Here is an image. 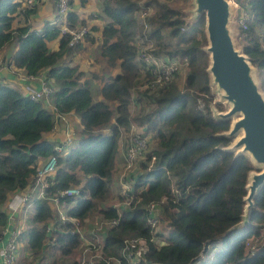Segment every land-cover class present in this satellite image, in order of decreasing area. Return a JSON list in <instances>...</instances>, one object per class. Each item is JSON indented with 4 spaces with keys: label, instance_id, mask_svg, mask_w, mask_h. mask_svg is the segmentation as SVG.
Listing matches in <instances>:
<instances>
[{
    "label": "trees",
    "instance_id": "1",
    "mask_svg": "<svg viewBox=\"0 0 264 264\" xmlns=\"http://www.w3.org/2000/svg\"><path fill=\"white\" fill-rule=\"evenodd\" d=\"M87 1L79 0L81 5ZM100 2L96 17L105 21L100 31L96 25L89 28L88 22L95 19L92 15L81 20L70 12L66 24L70 29L77 25L89 28L82 41L94 42L90 34L99 31L101 56L109 69L118 70L102 82L100 100L95 102L90 83L80 82L82 71L61 63L78 52L81 41L70 47V35H61L60 28L48 23L40 32L31 30L28 21L36 14V7L26 9L23 0H0V52L4 50V60L30 77L43 76L55 89L50 98L53 109L49 110L44 102L25 97L18 87L0 84V230L8 222L6 205L15 194L32 189L39 162L43 165L56 155L55 143L45 138L54 128V114L74 113L83 127L75 147L71 146L64 157L56 155V170L46 179L43 199L35 200L25 215L24 209L19 211L17 222L24 224L18 239L22 256L14 264H81L69 261L82 241L72 232L75 225L55 219L47 198L76 186L80 188L78 197L60 198L61 206L68 207L64 215L82 221L96 211L98 202L108 196L120 130H130L131 123L143 129L142 135H152L155 148L143 165L145 173L135 178L129 193L134 199L128 210L119 214L114 207L97 209L104 219L117 224L109 229L100 249L102 258L94 257L95 264H117L118 259L119 264H129L126 253H121L129 238H138L148 246L136 264H264V187L254 199L248 225L226 234L240 221L252 168L245 157L222 150L229 140L215 137L226 131L229 123L215 121L209 109L212 95L205 73L207 56L201 51L204 18L186 25L182 13L166 3H144L141 9L154 10L148 19L151 31L146 35V43L154 44L152 53L166 62L187 58L190 73L184 91L172 78L154 92L144 90L132 101L131 90L143 80V72L150 77L146 66L135 63L142 28L135 17L139 6L135 0ZM232 2L247 17L246 29H239L240 39L245 55L258 70L264 92V38L261 41L257 34L264 30V0ZM17 19H22L21 26H15ZM56 39L58 50H49L47 44ZM109 102L116 103L115 112ZM132 103L150 109L140 106L136 116L130 117ZM112 119L109 135L95 134ZM151 204L152 214L148 212ZM152 217L154 226L149 224ZM50 221L53 225L48 232ZM41 224L43 228L38 226ZM157 240L160 245H156Z\"/></svg>",
    "mask_w": 264,
    "mask_h": 264
},
{
    "label": "water",
    "instance_id": "2",
    "mask_svg": "<svg viewBox=\"0 0 264 264\" xmlns=\"http://www.w3.org/2000/svg\"><path fill=\"white\" fill-rule=\"evenodd\" d=\"M190 18L186 25H193L204 18L207 55L208 87L217 103L226 109L218 111L209 104L215 121L228 122L226 131L215 137L230 141L222 150L234 157H245L252 170L247 175L240 221L226 234L246 227L254 209V199L264 187V92L258 70L253 66L244 48L236 46L239 33L235 20L238 7L231 0H189Z\"/></svg>",
    "mask_w": 264,
    "mask_h": 264
},
{
    "label": "built area",
    "instance_id": "3",
    "mask_svg": "<svg viewBox=\"0 0 264 264\" xmlns=\"http://www.w3.org/2000/svg\"><path fill=\"white\" fill-rule=\"evenodd\" d=\"M76 0H54V6L56 11V21L53 25H56L61 30V35L68 34L70 35V42L69 46L74 47L80 41H82L86 35L89 33V29L86 26L77 25L74 29H70L67 27V16L71 12V3ZM39 0H23V7L26 9H32L36 7ZM143 11L140 12L138 17V22L142 26L143 31L146 34H149L151 30V26L148 24L149 18V8H143ZM239 12V10H238ZM244 16H239L238 20L239 24L241 25L242 29L245 30V22L247 21L246 15L243 13ZM150 28V29H149ZM40 32V31H35ZM135 63L139 66H146L148 74L150 76V90L156 91L157 89L163 87L164 85L168 84L171 79L173 78L174 74L177 72V62H166L161 60L158 57H154L149 53H146L144 50H139L136 55ZM12 77V78H10ZM37 78L39 79V87L35 89L32 85L27 86L26 83L29 81H33ZM7 80H13L16 85L20 86V90L25 97H28L30 100L35 102H48V107H51L50 98L54 94L55 89L51 82H48L44 79L43 76L40 77H30L25 74L23 70L16 69L12 65H9L0 54V84H3ZM51 109H53L51 107ZM74 114V113H71ZM58 115L54 114V128L52 131L57 129L59 126L61 128V123L66 124L65 122L68 120V116L71 115ZM65 134L67 138H64L62 142H56L53 150L58 157H64L70 147H75L77 144V140L69 137L72 135L68 127H65ZM70 133V134H69ZM110 133V132H109ZM151 144V147L149 145ZM154 140L152 137L144 136L142 134L137 135L134 138V142L126 148V157L125 160L127 163H132L137 157H140L146 147L150 148V153L145 157L148 158L152 154ZM155 144V143H154ZM52 155L43 165H39L36 168V177L34 180V184L32 189L24 190L22 193L15 194L11 201L7 206V210L9 212L8 215V222L4 229L0 230V264H14V262L19 257V248L20 244L18 239L23 231L24 224H18L17 222V215L20 210H23V214L25 215L26 211H28L35 200L43 199L44 197V190L47 188L46 179L53 176L56 170L57 164V156ZM154 163V157L151 158V162L149 164L152 167ZM146 164V163H145ZM80 194V190L69 188L64 191H61L55 197L47 198L48 202L52 205L54 209V218L61 222V224H65L69 222L71 219L67 218L60 212L61 203L60 198H71V197H78ZM132 197V195H128ZM132 199L129 203L131 205ZM129 208V207H128ZM154 211V205L151 204L148 207V212L152 214ZM56 212V213H55ZM119 212V211H118ZM54 221V220H53ZM53 221L51 225L48 226L47 231L49 232L51 226L53 225ZM111 225L110 228L116 226V221H108ZM149 224L154 226L155 220L153 217L149 220ZM80 236V239L84 243L85 247L87 248L83 253V260L80 262L81 264H95L92 261V257L98 256V254L91 255V258L86 259V256H90V253H95L97 251V247L92 242H87L85 238L81 235L80 231L77 233ZM93 237L97 238L95 234H91ZM148 251V246L146 242L138 239V238H129L124 241V249L121 252L122 255L126 253L125 258L128 260L129 264H136V260H139L143 257L145 253ZM102 258V256H99ZM113 259V258H112ZM115 260V259H113ZM116 261V260H115ZM117 264L120 263L118 259Z\"/></svg>",
    "mask_w": 264,
    "mask_h": 264
},
{
    "label": "rangeland",
    "instance_id": "4",
    "mask_svg": "<svg viewBox=\"0 0 264 264\" xmlns=\"http://www.w3.org/2000/svg\"><path fill=\"white\" fill-rule=\"evenodd\" d=\"M161 3H166L171 9L180 11L183 15V20H187L190 18V13H189V5L190 2L189 0H157ZM232 1V0H231ZM137 5L139 6V11L136 12L135 17L138 19L140 12L143 11L141 8L144 7V3L147 2V0H135ZM39 3V2H38ZM38 5V4H37ZM36 5V6H37ZM149 17H151L154 14V10L150 9L149 11ZM244 16L242 11H239V16ZM149 19V18H148ZM235 27L236 30L238 31L239 35L236 38V46L238 48L243 47V42L240 39V28L242 29L241 25L239 24L238 18L235 20ZM89 29V28H88ZM150 29V28H149ZM204 29V27H203ZM151 31V30H150ZM149 31V32H150ZM204 34V32H203ZM260 36V40L262 41L264 38V30H259L257 33ZM141 35H144V38H140ZM146 32L143 31L141 27H139V49L144 50L146 53L151 54L152 56L156 57L152 51L154 50V44L153 42L151 43H146L147 36ZM90 37L94 42L91 41H81L80 44V49H78V52H74L71 55L72 61L70 62L71 64L69 66L72 67H77L80 71L83 73V77L81 78L80 82H89L91 83V88L93 90L92 92V97L93 101L99 96V89L102 85V82L106 80L109 76L115 75L113 74L115 70L117 69H109L106 65V59H104L101 56V51H100V43L98 41L97 35H92L90 34ZM205 39V36H204ZM96 40V41H95ZM201 41V40H200ZM206 46V41L205 44L201 47ZM11 47L6 49L5 51L9 50ZM80 52V53H79ZM78 53V54H77ZM205 54V53H204ZM206 55V54H205ZM76 56V57H75ZM207 56V55H206ZM75 57V58H73ZM67 56L63 59L65 63L62 62V65H67L66 62ZM159 58V57H158ZM79 59H88V64L84 67H82L79 63ZM208 61V58H207ZM177 62V72L174 74L173 79L176 81L177 86L181 91H184V88L186 86V78L188 77L190 73V68H189V60L187 58H181V59H176ZM84 64V63H83ZM82 68V69H81ZM207 68V67H206ZM118 72V70H117ZM260 79V77H259ZM150 77L148 79L146 72H143V80H139V82L132 88L131 90V99L132 101L136 99V97H139V93L143 92L144 90H149L151 91L150 88ZM172 81V80H171ZM19 88V86L17 85ZM263 90V89H262ZM154 92V91H151ZM212 95V94H211ZM100 98V96L98 97ZM217 96L212 95V101L210 102V105L213 106L216 110L218 111H224L226 107L222 103H217ZM100 100V99H99ZM98 100V101H99ZM111 110L115 112L116 108V103L114 102H109L108 103ZM145 106L146 111L150 109V106H146L145 104H142L140 106L143 107ZM202 105V103H201ZM137 106L135 103L131 104L130 107V117L136 116V114L141 110V107ZM218 106V107H217ZM140 107V108H139ZM116 117V115H115ZM55 121V119H54ZM66 124L61 123V128L60 126L52 131L49 135H47L46 140L50 143H56V142H62L64 138H67V135L65 134V127H68L70 132H72V135L69 137L75 140L79 139L81 137V132L83 131V127L81 126L80 119L77 115L72 114L68 116V120L65 122ZM114 123V119L111 120V122L99 130L95 131V134H102L105 135V133L110 130V126ZM143 129L137 127L136 125L132 124L130 125V130L124 131L123 129L120 130L119 134V139L117 143V151L114 157V163L112 166L111 170V177L110 181L108 184V196L103 202H98L97 204V209L102 210V209H107L108 207H114L117 208L119 211V214L123 213V210L127 211L129 207V203L132 199L133 201V196L129 197V193H131L134 188V183H135V178L138 176H142L145 172L143 171V165L146 163L145 157L150 153V148L147 146L146 150L144 153L140 156L137 157L132 163H127L125 160L126 157V148L131 144V142H134V138L142 134ZM70 134V133H69ZM148 137H152V135H148ZM153 138V137H152ZM150 147L151 144L149 143ZM153 148H155V144L152 143ZM151 165V164H150ZM82 178V176H81ZM74 189H80L78 187H72ZM9 204V203H8ZM6 205V209L7 206ZM72 205H75L74 203ZM68 207L66 206H61L60 212L63 214L64 209L66 210ZM96 209V211H97ZM96 211L90 212L86 219L82 221H75V220H70L67 223H73L75 225L74 230L72 232L78 233L80 231L81 235L85 238L87 242H92L94 245L98 248L95 253H90V256H86V259L91 258V255L98 254V256H95L96 258H100L99 256L101 255L100 249L102 250L103 244L105 237L111 227L109 222L104 219L103 216H101L99 213ZM54 213V212H53ZM39 227H44L42 224L38 225ZM263 231V230H262ZM91 234H95L97 238L93 237ZM78 235V234H77ZM261 243H264V231L262 232V237H261ZM160 240L156 241V245H160ZM255 242L252 243L254 245ZM21 247L20 245V254H19V259H21L22 253H21ZM87 248L85 247L84 243L81 241V245L75 250L73 255L70 257V260H76L78 262H81L83 260V253ZM24 256V254H23ZM27 256V255H26ZM203 257H201V260ZM92 261H94V257H92ZM110 264H116L111 262Z\"/></svg>",
    "mask_w": 264,
    "mask_h": 264
},
{
    "label": "crops",
    "instance_id": "5",
    "mask_svg": "<svg viewBox=\"0 0 264 264\" xmlns=\"http://www.w3.org/2000/svg\"><path fill=\"white\" fill-rule=\"evenodd\" d=\"M100 6H101L100 0H88L84 5H81L79 0H76V1L71 3L70 9H71V12L76 13L81 20H86L89 15H92L95 19L92 21H89L88 26H89V28H91V27H94L96 25L98 27L97 29H99V31H100V28L105 24V21L103 19H99L96 17V15L99 13V11L101 9ZM56 18H57V16H56V11H55V6H54V0H39L38 5L36 6V14L28 21V24L31 25V30L41 31L44 24L48 23L50 25H53L56 21ZM18 23H21V24H18ZM22 23H23L22 19H17L15 21V26L16 25L21 26ZM99 31H95V32L91 33L92 35H94V34L97 35L98 41L100 39L99 38ZM47 46H48L49 50L57 51L58 50V39L50 41L47 44ZM0 54L2 56H5L4 50L2 52H0ZM70 57L66 58L67 65L71 64L70 62L72 61V59ZM75 57H73V58H75ZM79 60L80 61L78 64H80L82 67H84L88 64V59H85L84 61H83V59H79ZM62 62L65 63L63 60L61 61V63ZM116 73H117V70H115V72L113 74H116ZM10 78H12V77H10ZM39 79L40 78H37L33 81H29L26 83V85L27 86L32 85L33 87H35V89H38ZM4 83L9 84L10 86H13L15 88L17 87L16 83L13 80H7ZM91 85L92 84L90 83V86ZM18 89L20 90V86ZM98 97L94 100L95 102L100 99ZM44 105L46 106L47 109L51 110V107H48V102H45ZM105 135H109V130L105 133ZM39 163H41V161Z\"/></svg>",
    "mask_w": 264,
    "mask_h": 264
}]
</instances>
